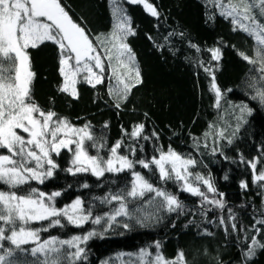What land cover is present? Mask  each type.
Here are the masks:
<instances>
[{
    "label": "trees",
    "instance_id": "trees-1",
    "mask_svg": "<svg viewBox=\"0 0 264 264\" xmlns=\"http://www.w3.org/2000/svg\"><path fill=\"white\" fill-rule=\"evenodd\" d=\"M61 3L73 19L86 28L90 38L112 32L116 23L112 0H61ZM147 3L157 9L158 16H152L142 4L131 5L119 0L116 5L131 18L135 34L128 35L125 42L135 56V63L130 67H139L143 81L132 88L119 109L115 107V98L108 94L109 85L115 87L116 81L106 58L102 84L93 87L79 77L75 85L78 98L61 92L64 80L59 71L60 50L50 41L28 49L31 70L35 73L32 96L45 112L54 111L57 117L67 118L71 125H90L89 131L97 143L105 144L99 151L105 159L118 140L123 142L119 150L122 155H129V149L136 148L135 157L129 156L130 159H151L159 155L157 149L167 151L169 146L196 159L197 165L190 171L211 177L217 194L209 193V198L223 200L225 207L201 206L200 197L181 191L172 181H159L155 170L149 172L137 165L135 170L150 182L177 195L184 205L183 210L169 213L159 209L158 200L148 205L145 201L151 194H146L143 200L128 203L131 218L117 217L110 228L106 219L100 224L89 220L76 226L61 218L63 227L41 232V239L56 236L67 240L94 231L96 235L80 242L84 253L75 264H142L140 250L147 249L154 257L157 241L165 259H174L183 251L187 264H242L243 252L256 235L252 225L264 210V189L253 183V172L247 163L259 158L256 172L264 169V105L251 99L256 88L264 87V81L260 80L259 65L249 64L238 54L244 52L254 57L255 42L246 33L233 31L230 20L219 14L212 1L147 0ZM193 44L200 50L193 48ZM217 47L221 49L219 61L213 60L208 51ZM98 51L103 56L102 48L98 47ZM112 63L116 64L115 58ZM204 68L213 69L215 82L223 93L219 107L211 90L212 77ZM123 71L126 70L121 69ZM132 78L134 80V72ZM254 83L255 88L250 86ZM241 104L252 111L241 113L237 107ZM138 124H144L143 133L132 137L130 133ZM220 131L224 132V137L217 135ZM153 132L157 136H153ZM144 136L149 139L145 140ZM228 139L232 140L231 144ZM91 143L85 141V146L90 155H97ZM213 148L217 149L215 153ZM53 159L59 168L52 177L43 184L32 181L20 191L29 187L46 193L60 191L57 207L79 197L84 201V213L91 210L95 218L111 214L118 207L116 202L106 204L95 198L130 187L132 176L128 171L106 172L99 178L89 172L72 175L66 171L72 166L69 150L62 149ZM241 181L248 183L247 189L240 187ZM85 183L87 188L83 187ZM0 189L6 190V186L0 184ZM202 190H205L203 186ZM218 193L224 195L221 197ZM229 209L236 216V231L231 229ZM220 217L226 221L227 232L219 223ZM125 223L129 225L127 229L123 227ZM47 224V221L37 222L30 227L42 228ZM208 232L212 234H206ZM257 239L264 243V232ZM66 251L75 249L66 248ZM246 264H264V249H257Z\"/></svg>",
    "mask_w": 264,
    "mask_h": 264
},
{
    "label": "snow or ice",
    "instance_id": "snow-or-ice-1",
    "mask_svg": "<svg viewBox=\"0 0 264 264\" xmlns=\"http://www.w3.org/2000/svg\"><path fill=\"white\" fill-rule=\"evenodd\" d=\"M128 2L143 4L152 16L159 15L147 0ZM112 3L116 20L112 32L106 36L100 34L90 38L86 28L73 19L61 0H0V184L6 186V190L0 189V264H75L84 253L80 242H86L96 233L91 231L82 237L73 236L67 240L56 236L41 239V232L57 226L63 227L61 218L76 226H82L89 220L93 224H100L106 219L107 227L110 228L117 217L131 218L128 203L143 200L146 194H151L145 201L148 205L158 200L159 209L169 213L182 211L184 205L178 196L150 182L135 170L137 165L149 172L155 170L159 181H172L179 185L181 191L200 197L201 206L212 204L221 209L225 207L223 200L209 198V193L217 194L211 177L206 178L190 171L197 165L196 159L182 155L171 146L167 151L157 149L159 155L152 156L151 159H130L129 156L135 157L137 150L132 147L129 155L120 154L119 150L123 146L121 140L116 141L109 149L108 158L105 159L99 155L105 144L97 143L89 131L90 125L76 128L67 118H59L51 110L45 112L35 102L32 96L35 73L31 70L28 49H35L47 41L57 45L60 50L59 71L64 83L59 90L69 92L74 98L79 96L75 87L78 74L86 73L83 79L93 87L104 82L105 58L116 81L115 87L109 85L108 88V94L115 98L116 108L119 109L121 103L128 99L132 88L143 82L139 67H130L135 63V56L125 42L128 35L135 34L131 18L123 8L116 6L119 0H112ZM213 3L219 9V14L230 20L233 31L246 33L254 40V57L244 52L238 54L249 64L259 65L257 70L261 73L260 80L264 81V0H213ZM98 47L102 48L103 56ZM192 47L200 50L197 45L193 44ZM208 51L213 60H220L219 47ZM113 58L116 60L115 65L112 63ZM72 60L74 65L70 63ZM121 69L126 71L121 72ZM204 71L212 77L211 90L215 93L216 106L219 107L223 93L215 82V73L212 68H204ZM250 86L256 87L255 83ZM251 99L264 105V87L256 88ZM237 107L241 113L252 111L246 104ZM144 127V124L134 126L130 135L140 137ZM152 135L157 136L155 132ZM217 135L224 137V132L220 131ZM143 138L149 139L148 136ZM85 141L92 142L90 147L97 149V155L89 154ZM228 143L231 144L232 140L228 139ZM72 145H75L72 166L66 169L72 175L91 172L99 178L106 172L131 173L132 180L127 190L121 189L95 198L106 204L116 202L118 207L111 214L105 213L104 216L95 218L92 217L91 210L84 214V201L79 197L71 204L58 208L56 198L61 195L60 191L46 193L31 187L20 191L22 186L30 185L32 181L43 184L52 177L54 170L59 168L53 157L59 156L62 149L73 151ZM140 150H143L142 146ZM216 150L213 148V153ZM259 162V158H254L247 163L253 172V183L264 189V169L256 172ZM202 186L205 190H202ZM248 186L246 181L240 182L242 189H247ZM83 187L87 188L88 184L85 183ZM218 195L222 197L224 194ZM228 219L231 221V229L236 231V216L231 209ZM44 221L48 222L47 227H30L32 223ZM137 222L142 223L140 220ZM219 223L225 226L227 232L224 217H220ZM123 227L127 229L129 225L125 223ZM252 229L256 235L251 237L250 245L243 252L242 264H246L257 249H264V243L257 239L264 232V210H261L260 218L252 225ZM240 230L243 231V226ZM247 238L246 235L245 239ZM66 248L75 251H66ZM155 248L157 251L154 257L147 249L140 250L139 259L142 264H187L183 251L178 252L174 259H165L159 252V241L155 242ZM149 257L152 258L148 259Z\"/></svg>",
    "mask_w": 264,
    "mask_h": 264
},
{
    "label": "rangeland",
    "instance_id": "rangeland-1",
    "mask_svg": "<svg viewBox=\"0 0 264 264\" xmlns=\"http://www.w3.org/2000/svg\"><path fill=\"white\" fill-rule=\"evenodd\" d=\"M208 1H212L213 2V0H208ZM143 5V4H142ZM144 7V6H143ZM70 63H72L73 65H74V60H72V61H70ZM95 71H97V72H99V70L98 69H94ZM84 75H86V73H80V74H78L77 75V77H76V79L78 80V78L79 77H84ZM73 126V125H72ZM74 127H76V126H74ZM76 128H82V127H76ZM72 147V149H73V151H70L71 153H72V159H73V156H74V149H75V145H72L71 146ZM89 173H91V172H89ZM74 201V200H73ZM72 203V202H71ZM71 203H69V204H71ZM66 205H68V204H66ZM65 206V205H64ZM64 206H62V207H64ZM62 207H58V208H62ZM85 214V213H84Z\"/></svg>",
    "mask_w": 264,
    "mask_h": 264
},
{
    "label": "water",
    "instance_id": "water-1",
    "mask_svg": "<svg viewBox=\"0 0 264 264\" xmlns=\"http://www.w3.org/2000/svg\"><path fill=\"white\" fill-rule=\"evenodd\" d=\"M127 4H131V5H136V4H132L130 2H128V0H124Z\"/></svg>",
    "mask_w": 264,
    "mask_h": 264
}]
</instances>
